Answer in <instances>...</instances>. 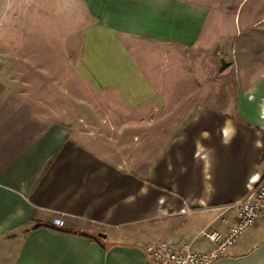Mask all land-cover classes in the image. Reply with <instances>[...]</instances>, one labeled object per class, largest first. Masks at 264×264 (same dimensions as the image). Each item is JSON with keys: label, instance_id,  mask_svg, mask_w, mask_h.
I'll use <instances>...</instances> for the list:
<instances>
[{"label": "crops", "instance_id": "obj_1", "mask_svg": "<svg viewBox=\"0 0 264 264\" xmlns=\"http://www.w3.org/2000/svg\"><path fill=\"white\" fill-rule=\"evenodd\" d=\"M228 1L0 0V264H166L152 260L146 245L171 240L204 252L214 246L204 230L227 232L233 210L224 206L264 181V49L248 52L261 64L222 66L232 80L169 83L166 49L202 47L214 9ZM250 35L215 40L220 47L264 40ZM58 40L61 52L51 53ZM139 41L152 48L140 51ZM152 50L162 61L153 69L142 60ZM40 56L76 57L79 88L114 94L94 105L108 102L111 111L88 120L79 95L74 113L56 112V83L33 79L55 69L23 64ZM168 105L180 115L173 138L140 162L92 148L82 130L87 120L117 121L139 106L142 120L164 111L166 121ZM39 223L66 231L34 228ZM213 264H264V215Z\"/></svg>", "mask_w": 264, "mask_h": 264}, {"label": "rangeland", "instance_id": "obj_2", "mask_svg": "<svg viewBox=\"0 0 264 264\" xmlns=\"http://www.w3.org/2000/svg\"><path fill=\"white\" fill-rule=\"evenodd\" d=\"M258 3V0H229L228 2H221L220 6L222 8H216L213 11V20L212 24H209L208 33L206 40L202 44V47L188 48V49H173L170 46L166 49V80L167 82H174L177 80H182L183 82L191 81H202L209 82L211 80H232L230 77L224 75L223 67L231 65H247L249 63H259L261 61L254 62V54L257 49H264V40H247V41H220L219 44L223 43L222 47L218 46L215 38L219 33H236L241 31L242 33L251 34L248 38H255L254 33L264 34V7L256 9L255 3ZM264 2V0H263ZM256 3V4H257ZM229 5L226 7L225 5ZM260 5V3H258ZM257 4V5H258ZM264 6V3H263ZM261 20V21H259ZM246 22V23H245ZM137 48L142 51L143 48H152L148 45L144 46V42H137ZM54 48V49H53ZM63 48V42L58 40L52 43L51 53L56 54L61 52ZM253 50V58H251V53L249 51ZM247 51V53H246ZM152 53L155 54V51H151L149 56H144L142 58L143 63L146 65H160L158 59L152 57ZM246 54V55H245ZM250 54V56H247ZM241 55H245L244 58H240ZM256 55V54H255ZM23 64H39V65H49L51 68H54V73H38L33 75L34 80L54 81L56 87L54 89L55 93V104L53 106L56 112L62 111L64 108L70 109L71 113H74V110H77V105L75 104V98L79 95L85 97L88 120L91 119V116L102 115L106 112L111 111L109 98H115V95L109 92L101 93L97 92L91 88H82L80 86L81 79L78 78L76 72H74L73 64L76 62V57H62V56H52V57H33V58H23ZM161 60V59H160ZM224 60V61H223ZM261 60V59H260ZM70 64V68H67V64ZM257 61V60H256ZM162 66V65H161ZM156 68V67H155ZM71 71L69 72V70ZM157 69V68H156ZM182 71V72H181ZM153 78V73L151 74ZM155 77L158 76V73L154 71ZM29 76V75H28ZM34 76L36 78H34ZM162 77V76H161ZM219 78V79H218ZM158 79L157 77L155 78ZM59 82L65 83V87L68 91H64L62 86H58ZM44 91L42 88L39 89L40 97ZM65 92V97L70 93V101H66L61 98L62 92ZM97 98L101 100L108 99V102H101L99 106H94L97 104ZM69 103V104H67ZM94 103V104H93ZM46 105H44L45 107ZM103 107L104 109H102ZM118 104L115 105L117 109ZM131 116H123L118 118L117 121H111V119L103 118L102 122L95 120L85 121L82 123V130L87 131V134L90 137L87 138L88 143L92 148H107L113 149L116 153V156L120 161H142L144 156L149 155L150 158H153L157 155L160 146L162 145V139L169 140L173 138L174 128L176 124L179 123V113L172 111V106H167L166 112V121L160 120V118L165 117V112H155L151 114L150 120H142L141 112L144 106H139ZM120 109V108H119ZM119 112L121 110H113V112ZM129 112V110H126ZM138 113V114H136ZM118 115V113H116ZM93 118V117H92ZM77 127V125H75ZM95 130L101 131V133L96 134ZM150 132V152L143 153V141L146 139L145 134ZM92 142V143H91Z\"/></svg>", "mask_w": 264, "mask_h": 264}, {"label": "built area", "instance_id": "obj_3", "mask_svg": "<svg viewBox=\"0 0 264 264\" xmlns=\"http://www.w3.org/2000/svg\"><path fill=\"white\" fill-rule=\"evenodd\" d=\"M233 210L232 223L225 234L219 231L204 230V235L214 243L209 251L194 252L189 244H176L171 240H154L145 247L148 256L159 263L166 264H213L224 256L237 243L239 238L264 215V181L245 200L224 206ZM226 221V218H222ZM56 224L63 225L61 219Z\"/></svg>", "mask_w": 264, "mask_h": 264}, {"label": "trees", "instance_id": "obj_4", "mask_svg": "<svg viewBox=\"0 0 264 264\" xmlns=\"http://www.w3.org/2000/svg\"><path fill=\"white\" fill-rule=\"evenodd\" d=\"M42 226H48V227H52V228H59V227H57L58 225H56L54 223H49V224L39 223V224L35 225L34 228H38V227H42ZM59 229L62 230V231H66L64 228H59Z\"/></svg>", "mask_w": 264, "mask_h": 264}, {"label": "water", "instance_id": "obj_5", "mask_svg": "<svg viewBox=\"0 0 264 264\" xmlns=\"http://www.w3.org/2000/svg\"><path fill=\"white\" fill-rule=\"evenodd\" d=\"M98 235H99V236H102V237H104V236H105V234H104V233H99Z\"/></svg>", "mask_w": 264, "mask_h": 264}]
</instances>
